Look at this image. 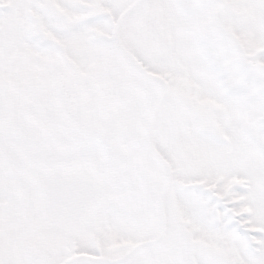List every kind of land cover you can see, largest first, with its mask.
<instances>
[{
    "label": "snow or ice",
    "instance_id": "6c2138e0",
    "mask_svg": "<svg viewBox=\"0 0 264 264\" xmlns=\"http://www.w3.org/2000/svg\"><path fill=\"white\" fill-rule=\"evenodd\" d=\"M0 264H264V0H0Z\"/></svg>",
    "mask_w": 264,
    "mask_h": 264
}]
</instances>
